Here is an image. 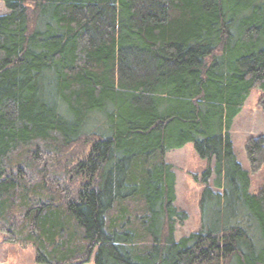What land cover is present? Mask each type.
Masks as SVG:
<instances>
[{"label": "trees", "instance_id": "obj_1", "mask_svg": "<svg viewBox=\"0 0 264 264\" xmlns=\"http://www.w3.org/2000/svg\"><path fill=\"white\" fill-rule=\"evenodd\" d=\"M0 1L6 242L36 264H264V182L230 136L253 89L264 114V0ZM188 143L208 166L176 240L166 155ZM245 153L257 173L264 137Z\"/></svg>", "mask_w": 264, "mask_h": 264}, {"label": "rangeland", "instance_id": "obj_2", "mask_svg": "<svg viewBox=\"0 0 264 264\" xmlns=\"http://www.w3.org/2000/svg\"><path fill=\"white\" fill-rule=\"evenodd\" d=\"M0 1V16L5 14ZM263 95L260 89H253L246 99L240 113L234 118L230 129L232 149L236 161L250 176L251 194H256L264 182V165L257 173H251L245 153L246 141L250 138L264 137V114L258 107ZM166 159L174 167L176 176V201L174 206L184 211L187 221L176 227L175 238L180 240L199 229L198 202L204 185L201 183L208 162L195 152L193 144L188 143L181 149L167 153ZM213 175L212 179L213 180ZM211 185V181L209 183ZM0 264H36L32 248H20L6 242V235L0 233ZM86 264H94L93 256Z\"/></svg>", "mask_w": 264, "mask_h": 264}]
</instances>
